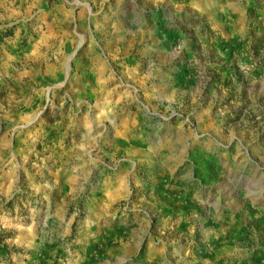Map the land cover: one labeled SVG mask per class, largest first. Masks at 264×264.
I'll use <instances>...</instances> for the list:
<instances>
[{
    "label": "rangeland",
    "instance_id": "rangeland-1",
    "mask_svg": "<svg viewBox=\"0 0 264 264\" xmlns=\"http://www.w3.org/2000/svg\"><path fill=\"white\" fill-rule=\"evenodd\" d=\"M0 264H264V0H0Z\"/></svg>",
    "mask_w": 264,
    "mask_h": 264
}]
</instances>
